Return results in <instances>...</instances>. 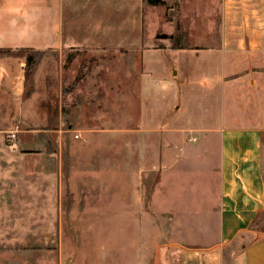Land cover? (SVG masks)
Here are the masks:
<instances>
[{"label": "rangeland", "instance_id": "374dc122", "mask_svg": "<svg viewBox=\"0 0 264 264\" xmlns=\"http://www.w3.org/2000/svg\"><path fill=\"white\" fill-rule=\"evenodd\" d=\"M137 13L140 45L45 50L23 83L0 89V264H169L173 218L152 210L158 125L218 121L224 101L264 124V52L221 55L220 0L144 1ZM166 144L173 174L172 133Z\"/></svg>", "mask_w": 264, "mask_h": 264}, {"label": "crops", "instance_id": "0c3cea01", "mask_svg": "<svg viewBox=\"0 0 264 264\" xmlns=\"http://www.w3.org/2000/svg\"><path fill=\"white\" fill-rule=\"evenodd\" d=\"M220 3L221 55L264 52V0ZM143 5L144 0H0V47L62 54L97 41L138 46L144 38L138 31L143 17L134 12ZM234 25L237 33L230 28ZM242 29L249 48L246 33L240 36ZM119 30L125 33L117 34ZM142 51L145 55L150 50ZM13 65L17 69L11 71ZM25 67L24 57L11 61L0 56V89H14L16 79L17 86L23 83ZM161 118L167 121L164 114ZM211 119L205 116L204 122L190 127L156 128L157 164L163 175L153 192L152 210L173 218L172 224L162 226L166 239L171 230L174 233L173 242L163 245L173 253L169 264H226L228 255L237 258V264H264V124L255 123L254 116L231 113L225 101L219 120ZM186 131L194 143L185 145ZM170 133L175 138L173 174L166 170ZM187 163L192 170L178 173V164Z\"/></svg>", "mask_w": 264, "mask_h": 264}, {"label": "trees", "instance_id": "16d2710c", "mask_svg": "<svg viewBox=\"0 0 264 264\" xmlns=\"http://www.w3.org/2000/svg\"><path fill=\"white\" fill-rule=\"evenodd\" d=\"M150 5H160L164 4V0H144ZM174 47H183L177 41L174 44ZM45 50H40L32 47H21L17 49H13L10 47H0V55H17L21 57H25L26 59V68L33 69L37 62L42 58L44 55ZM261 236L256 237L252 240V242L257 241ZM235 252V251H234Z\"/></svg>", "mask_w": 264, "mask_h": 264}]
</instances>
